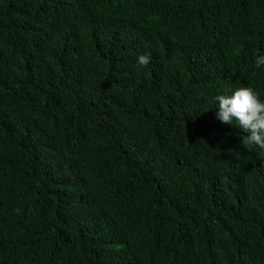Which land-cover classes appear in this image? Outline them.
<instances>
[{"label": "trees", "instance_id": "16d2710c", "mask_svg": "<svg viewBox=\"0 0 264 264\" xmlns=\"http://www.w3.org/2000/svg\"><path fill=\"white\" fill-rule=\"evenodd\" d=\"M264 0H0V264H264ZM150 63L138 68V55Z\"/></svg>", "mask_w": 264, "mask_h": 264}, {"label": "clouds", "instance_id": "9594fccd", "mask_svg": "<svg viewBox=\"0 0 264 264\" xmlns=\"http://www.w3.org/2000/svg\"><path fill=\"white\" fill-rule=\"evenodd\" d=\"M150 63L147 54L138 55L136 64L143 69ZM255 69L264 70V51H258L253 58ZM215 118L224 124L236 125L243 130L244 142L264 153V99L250 86H241L230 94L214 97Z\"/></svg>", "mask_w": 264, "mask_h": 264}]
</instances>
